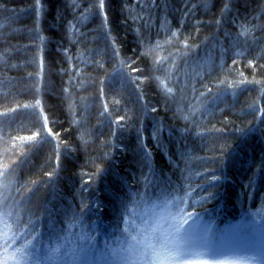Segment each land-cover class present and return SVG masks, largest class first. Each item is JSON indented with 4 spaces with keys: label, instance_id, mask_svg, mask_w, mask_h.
Wrapping results in <instances>:
<instances>
[{
    "label": "trees",
    "instance_id": "trees-1",
    "mask_svg": "<svg viewBox=\"0 0 264 264\" xmlns=\"http://www.w3.org/2000/svg\"><path fill=\"white\" fill-rule=\"evenodd\" d=\"M5 112L0 198L39 241L19 263L154 264L188 213L264 223V0H0Z\"/></svg>",
    "mask_w": 264,
    "mask_h": 264
},
{
    "label": "rangeland",
    "instance_id": "rangeland-1",
    "mask_svg": "<svg viewBox=\"0 0 264 264\" xmlns=\"http://www.w3.org/2000/svg\"><path fill=\"white\" fill-rule=\"evenodd\" d=\"M193 239L190 244L179 240L183 254L175 259L154 264H175L187 261H203L210 264H264V223L259 220H236L218 227L213 221L197 225L191 229ZM154 241L172 239L175 233L166 229L158 232ZM157 234V232H155ZM185 235V231L179 234ZM202 237V238H201ZM145 250L128 254L125 261L118 264H146L140 254ZM19 264H26L24 262ZM74 264V263H73Z\"/></svg>",
    "mask_w": 264,
    "mask_h": 264
},
{
    "label": "snow or ice",
    "instance_id": "snow-or-ice-1",
    "mask_svg": "<svg viewBox=\"0 0 264 264\" xmlns=\"http://www.w3.org/2000/svg\"><path fill=\"white\" fill-rule=\"evenodd\" d=\"M104 6V0H100V7L103 9ZM228 5H225V9H227ZM248 30L245 29L244 32H247ZM242 32V34H244ZM175 35V33H173ZM159 47V45H157ZM133 71H137L136 69H133ZM163 81H161V84L163 85ZM167 93L172 92V88L168 87L165 89ZM40 101H36V106H39ZM24 108H30L34 107L33 105L25 104L23 105ZM107 110V109H106ZM8 111H16V109H9ZM8 113H0V115H7ZM123 119V118H121ZM119 122V121H118ZM47 118H44V127L47 128ZM48 135L53 136V133L50 129H48ZM58 135V134H57ZM21 141H33L35 139V134L33 136H25V137H19ZM8 171L7 166L4 167L3 171H0V177H6V173ZM213 180L218 179L217 177L213 176ZM8 182H0V186H2L5 191L8 188ZM7 197L0 198V264H8L9 259L17 261V264H19L20 259L25 258L28 254L27 250L29 248L36 249L39 247V241L38 237L34 236L33 233L35 232V229H31L29 231H23L17 226V230L13 231V223H10V219L13 220L14 223L19 225V215L17 214L15 217H13V213L10 209V207L6 206ZM188 219L191 218V213L187 214ZM174 219H176L174 217ZM188 219H179L177 220V223L174 226V235L172 236L171 240H168L165 238L164 241L158 243L160 244L159 247L153 244H147L145 247L150 250V254L153 260H159L161 262L175 259L183 254V251L180 247L179 240L183 239L185 243L190 244L193 239V233L191 230H185V235L183 237H180L181 229L183 228L184 224L188 223ZM193 224H195V221H193ZM83 239H86L87 241L91 240V237H82ZM202 238V237H201ZM132 239L135 241L136 237L133 236ZM35 241V243H34ZM17 242H21L19 247H16L13 251H9V249L13 248V245ZM137 243H140L137 241ZM62 245H58L57 247L45 249L46 258L48 260H54L56 259L59 254ZM87 247V244L83 245L80 249V251H83L84 248ZM129 253H135L137 250L134 247H131L128 249ZM148 253H141V258H146Z\"/></svg>",
    "mask_w": 264,
    "mask_h": 264
}]
</instances>
